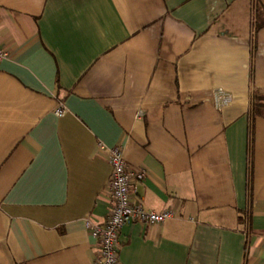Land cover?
Here are the masks:
<instances>
[{
    "label": "crops",
    "instance_id": "obj_1",
    "mask_svg": "<svg viewBox=\"0 0 264 264\" xmlns=\"http://www.w3.org/2000/svg\"><path fill=\"white\" fill-rule=\"evenodd\" d=\"M0 47V264H92L99 143L172 209L123 225V264H264V0H0Z\"/></svg>",
    "mask_w": 264,
    "mask_h": 264
},
{
    "label": "built area",
    "instance_id": "obj_2",
    "mask_svg": "<svg viewBox=\"0 0 264 264\" xmlns=\"http://www.w3.org/2000/svg\"><path fill=\"white\" fill-rule=\"evenodd\" d=\"M7 55L8 52L0 47V59ZM215 100L217 105L224 106L230 103L231 97L219 90ZM56 113L62 114L63 108H57ZM99 149H106V158L111 167L104 186L110 206L102 222L85 219L88 232L98 241L97 254L92 264H123L119 257V235L123 225L131 222L158 224L172 216V209L157 212L134 201L132 191L135 185L144 179L145 170L130 167L125 161L120 145L105 147L99 143Z\"/></svg>",
    "mask_w": 264,
    "mask_h": 264
},
{
    "label": "trees",
    "instance_id": "obj_3",
    "mask_svg": "<svg viewBox=\"0 0 264 264\" xmlns=\"http://www.w3.org/2000/svg\"><path fill=\"white\" fill-rule=\"evenodd\" d=\"M250 116L252 120L257 116H264V97L259 96L257 92H253L250 97ZM244 214L240 215V219H244Z\"/></svg>",
    "mask_w": 264,
    "mask_h": 264
}]
</instances>
